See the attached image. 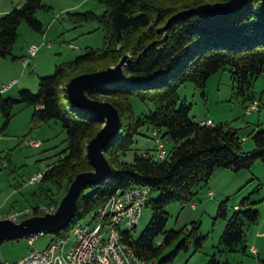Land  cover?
I'll list each match as a JSON object with an SVG mask.
<instances>
[{
	"label": "trees",
	"instance_id": "obj_1",
	"mask_svg": "<svg viewBox=\"0 0 264 264\" xmlns=\"http://www.w3.org/2000/svg\"><path fill=\"white\" fill-rule=\"evenodd\" d=\"M228 1L101 0L105 6L101 15L87 11L68 16L74 26L98 22L105 35L102 49L87 48L75 60L56 66L53 75L39 78L36 93L20 90L18 99L0 95L2 131L10 126L14 109L19 105L33 107V125L53 120L62 124L67 148L44 171L41 182L56 189L66 187L67 191L79 174L94 170L87 146L102 128L99 119L79 111L71 103L67 84L76 76L107 70L117 66L125 56L130 57L124 66L122 82L86 91L91 99L104 98L113 104L121 118L119 132L105 149L111 173L101 184L84 187L76 216L55 239L64 238L80 219L95 211L117 190L145 186L151 188L152 194L160 195L156 200L151 196L152 217L141 236L138 239L126 236L137 257L148 264H176L178 254L188 250L191 242L194 241L196 251L203 249L207 237L201 235L196 222L191 228L166 231V208L175 202L184 205L193 202L195 188L208 184L219 169L239 172L250 170L258 161L264 163L263 129L254 133V149L246 152L240 129L223 124L202 126L191 118V105L180 103L179 89L183 84L193 83L206 96L208 80L226 68L231 69L234 88L243 96L249 93L255 78L264 73V0H247L228 14L183 15L203 5ZM41 10L52 8L44 0H26L0 16V58L18 60L13 49L22 24L45 33L43 23L37 18ZM131 96L150 101L154 110L137 116L130 103ZM246 100V108L255 101L252 97ZM143 127L158 131L168 143H173L167 159L136 156L133 162L121 160ZM253 205L250 196L244 198L228 220L221 245L230 251L244 242L246 223L255 224L259 220L260 214ZM227 213V201H224L219 206L218 217L225 219ZM39 215L36 206L34 216ZM175 244L174 251L167 253ZM207 264L224 263L212 256ZM260 264H264V259Z\"/></svg>",
	"mask_w": 264,
	"mask_h": 264
},
{
	"label": "rangeland",
	"instance_id": "obj_2",
	"mask_svg": "<svg viewBox=\"0 0 264 264\" xmlns=\"http://www.w3.org/2000/svg\"><path fill=\"white\" fill-rule=\"evenodd\" d=\"M15 6L21 0H7ZM52 10H41L37 18L43 23L45 33L32 30L27 24L19 29V38L13 55L21 57L31 45L40 47L32 65L36 68H25L23 59L13 60L11 57L0 58V89L15 79L18 83L8 92L5 98L18 99L20 90L38 92L39 78L54 74L56 66L71 62L83 55L87 48L102 49L104 47V31L98 22H89L74 26L68 14L93 11L101 15L105 6L101 0H44ZM116 67V66H115ZM230 68L221 70L207 82L206 96L193 83L187 82L179 89L180 103L191 105V118L195 122L211 120L215 125L223 124L230 128L240 129V137L245 138L243 148L246 152L254 149L252 137L259 128L264 130V73L255 78L251 90L246 96L234 88ZM248 97L259 104V110L251 115L245 114ZM100 101H106L100 98ZM108 102V101H107ZM130 103L137 116L148 115L154 110L150 101L143 102L136 96L130 97ZM33 107L19 105L14 109V116L7 130L2 131L3 119L0 114V215L7 216L12 211L21 212L27 207L42 206L56 209L57 204L66 195V187L54 188L50 184L30 183L32 176L43 173L59 159L67 148V134L58 121L32 124ZM105 124L102 123V127ZM167 140V139H166ZM168 141V140H167ZM31 142L39 143L38 147ZM167 144V151L173 148ZM157 145L153 129L143 127L134 139V144L121 160L133 162L136 156H151L156 159ZM46 192L48 194H46ZM196 198L193 202L171 203L167 208L168 222L166 231H179L184 227L191 228L196 222L200 226L201 235L207 237L202 250L196 251L194 241L188 250L181 251L176 264H207L212 256L222 263L260 264L264 259V163L256 162L250 170L234 171L219 169L208 184L195 188ZM153 192L152 200L159 197ZM250 196L260 218L255 224L246 223L245 240L230 251L221 245V237L228 220L236 211V206ZM227 201V218H219L218 210L222 202ZM195 205V207H193ZM14 213V212H13ZM152 217V204L143 209L142 217L132 237L138 239ZM4 219H8L4 217ZM92 214L80 219L81 224L89 223ZM1 220V219H0ZM55 234H44L34 239L36 248L44 250ZM28 240L7 242L11 254L20 256L28 249ZM176 244L167 253L174 251ZM4 248V249H6ZM252 248L258 253L253 254ZM246 249V251H245ZM30 253V252H29ZM152 264V263H151Z\"/></svg>",
	"mask_w": 264,
	"mask_h": 264
},
{
	"label": "built area",
	"instance_id": "obj_3",
	"mask_svg": "<svg viewBox=\"0 0 264 264\" xmlns=\"http://www.w3.org/2000/svg\"><path fill=\"white\" fill-rule=\"evenodd\" d=\"M40 47L31 45L23 58L25 68L35 69L33 64ZM18 83L12 81L0 89V95L9 91ZM259 110L257 101L251 103L245 114L251 115ZM202 126H215L211 120L199 122ZM157 145L158 160L168 158V141L158 131H153ZM38 147L39 143L31 142ZM43 173H38L30 179V183L42 180ZM152 190L145 186H133L117 190L106 202L93 211L89 223L75 226L64 238H57L44 250L34 247V239L30 240V253L21 261L12 264H148L137 257L132 247L127 243L126 236L131 235L139 225L142 212L148 206ZM195 207V205H193ZM41 215L55 213L57 209L39 206ZM34 216L33 208L14 212L7 218L13 222H21ZM257 253L256 248H252ZM9 264V263H7Z\"/></svg>",
	"mask_w": 264,
	"mask_h": 264
},
{
	"label": "water",
	"instance_id": "obj_4",
	"mask_svg": "<svg viewBox=\"0 0 264 264\" xmlns=\"http://www.w3.org/2000/svg\"><path fill=\"white\" fill-rule=\"evenodd\" d=\"M246 1L230 0L226 3L207 4L184 12L183 15L193 12L228 14L242 7ZM128 62L130 57L125 56L116 67L76 76L67 84L66 91L71 103L79 111L94 116L105 124L87 146L88 158L94 170L81 173L75 178L55 213L29 217L20 223L9 219L0 220V245L6 240L25 237L34 239L44 234L56 235L66 229L76 216L78 198L84 187L99 185L109 176L111 165L105 156V149L119 132L121 118L113 104L91 99L86 91L122 82L125 79L124 66Z\"/></svg>",
	"mask_w": 264,
	"mask_h": 264
},
{
	"label": "crops",
	"instance_id": "obj_5",
	"mask_svg": "<svg viewBox=\"0 0 264 264\" xmlns=\"http://www.w3.org/2000/svg\"><path fill=\"white\" fill-rule=\"evenodd\" d=\"M26 0H21V2L19 3V4H16V6L13 4V3H8V1L7 0H0V16L1 15H3V14H6V13H8V12H10L12 9H14V8H16V7H20L24 2H25ZM49 6V5H48ZM24 27H23V24L20 26V30L22 29V30H24L25 31V29H23ZM17 44V43H16ZM15 47H16V45H15ZM14 47V48H15ZM30 47V46H29ZM27 55V49H26V51H25V53L24 54H22L21 55V57H19V56H16L18 59H23L25 56ZM16 80V79H15ZM17 85V84H16ZM15 85V86H16ZM15 86H13V87H15ZM12 87V88H13ZM11 88V89H12ZM10 89V90H11ZM8 92V91H7ZM32 113H33V111H32ZM218 171V170H217ZM215 174V173H214ZM213 174V175H214ZM27 208H30V207H27ZM236 209L238 208V206H236L235 207ZM13 212H15V211H12L10 214H12ZM10 214H8L7 216H1L0 215V219L2 220V219H4V217H8ZM33 217V216H32ZM18 223H20V222H18ZM46 235V234H45ZM39 236H42V235H39ZM39 236H37V237H39ZM36 237V238H37ZM25 239H27L28 240V242L26 243L27 244V246H28V249H25L24 250V252H22L21 254H20V256L18 255V256H14L13 254H11V252H10V250H9V248H6V243L7 242H17V241H20V240H25ZM35 239V238H34ZM30 240H31V238H27V237H25V238H22V239H17V240H6V241H4L1 245H0V262L1 263H3V264H7V263H9V264H12V263H16V262H18V261H21L23 258H25L28 254H29V252H30V250H31V246H30ZM54 239H51V240H49L48 241V243H47V245H46V248L52 243V241H53ZM36 243H35V241H34V247L36 248ZM4 248H6V249H4ZM36 249H38V248H36ZM253 253V252H252ZM257 253H258V251H257ZM253 254H255V253H253Z\"/></svg>",
	"mask_w": 264,
	"mask_h": 264
}]
</instances>
